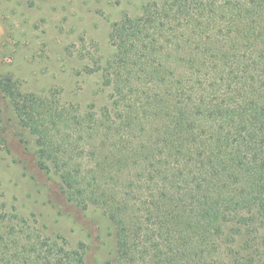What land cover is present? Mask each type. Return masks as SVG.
Here are the masks:
<instances>
[{
  "label": "trees",
  "instance_id": "trees-1",
  "mask_svg": "<svg viewBox=\"0 0 264 264\" xmlns=\"http://www.w3.org/2000/svg\"><path fill=\"white\" fill-rule=\"evenodd\" d=\"M109 40L87 67L111 89L99 112L0 80L38 168L106 217V264H264V0L150 2ZM15 219L1 264H86L84 245Z\"/></svg>",
  "mask_w": 264,
  "mask_h": 264
},
{
  "label": "rangeland",
  "instance_id": "rangeland-1",
  "mask_svg": "<svg viewBox=\"0 0 264 264\" xmlns=\"http://www.w3.org/2000/svg\"><path fill=\"white\" fill-rule=\"evenodd\" d=\"M154 1L161 0H0V80L10 77L27 92L59 93L82 111H101L111 89L87 67L113 56L114 23L140 16ZM35 151L34 137L0 93V225L25 218L45 236H62L71 250L84 245L86 264H106L116 249L108 220L100 210L68 203L56 180L38 168Z\"/></svg>",
  "mask_w": 264,
  "mask_h": 264
}]
</instances>
